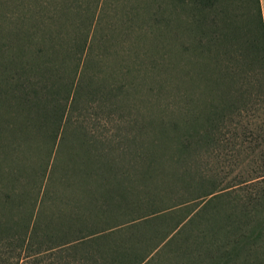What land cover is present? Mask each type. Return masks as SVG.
Listing matches in <instances>:
<instances>
[{
	"label": "trees",
	"instance_id": "obj_1",
	"mask_svg": "<svg viewBox=\"0 0 264 264\" xmlns=\"http://www.w3.org/2000/svg\"><path fill=\"white\" fill-rule=\"evenodd\" d=\"M143 1L0 0V264H264L259 0Z\"/></svg>",
	"mask_w": 264,
	"mask_h": 264
},
{
	"label": "rangeland",
	"instance_id": "obj_2",
	"mask_svg": "<svg viewBox=\"0 0 264 264\" xmlns=\"http://www.w3.org/2000/svg\"><path fill=\"white\" fill-rule=\"evenodd\" d=\"M142 8V10H138L137 12L141 13V16L139 15L140 19L133 20L134 25H143L141 29L136 28L133 32H131L129 35H127V38L130 40V43L133 42L134 46H136L137 51L135 52V57L138 61L146 64L148 62L145 51L146 52H152L154 55H156V58L159 59L158 55L160 54V51L157 50L154 43L156 42L155 39H153L154 34H156V28H157V18H159L161 9L158 8V10L155 7V4H153L150 0H144L143 4L140 2H137ZM180 4V3H179ZM132 5L134 6L135 3ZM136 6V5H135ZM182 6V7H181ZM222 6L225 10V12L228 13L229 16H237L238 23H244L245 22V13H246V7L247 3L245 0H222ZM184 4L181 2V4L177 7V18L179 21H182V18L185 14L183 11ZM132 12H135L132 10ZM134 15H136L134 13ZM154 15V17H153ZM240 18H239V16ZM133 16V14H132ZM148 18V19H146ZM143 19H146V23L143 22ZM158 31V30H157ZM161 38L157 39V42H159ZM159 47V44H158ZM136 50V49H135Z\"/></svg>",
	"mask_w": 264,
	"mask_h": 264
},
{
	"label": "crops",
	"instance_id": "obj_3",
	"mask_svg": "<svg viewBox=\"0 0 264 264\" xmlns=\"http://www.w3.org/2000/svg\"><path fill=\"white\" fill-rule=\"evenodd\" d=\"M259 6H260V13H261V19H262L263 30H264V0H259Z\"/></svg>",
	"mask_w": 264,
	"mask_h": 264
}]
</instances>
